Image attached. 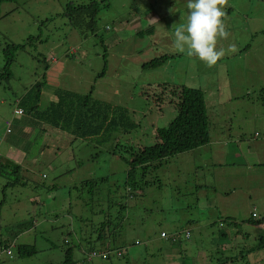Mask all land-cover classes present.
I'll list each match as a JSON object with an SVG mask.
<instances>
[{
    "label": "rangeland",
    "instance_id": "374dc122",
    "mask_svg": "<svg viewBox=\"0 0 264 264\" xmlns=\"http://www.w3.org/2000/svg\"><path fill=\"white\" fill-rule=\"evenodd\" d=\"M70 2L90 0H0V72L6 42L42 36L18 53L13 79L0 85V164L11 166L0 171L1 261L62 264L70 246L79 264H264V249L249 250L264 235V0H227L229 35L217 42L225 55L213 67L174 46L175 29L187 23L188 0H109L98 17V36L62 18L47 24ZM166 55L171 58L163 66L144 68ZM44 77L41 109L60 90L91 94L126 111L130 126L101 141L44 125L45 132H32L31 144L22 141L26 151L11 145L12 137H24L29 120L14 113ZM167 86L205 92L212 140L144 179L137 171L140 184L128 185L126 150L153 145L157 129L177 116V98ZM154 177L149 186L141 183ZM103 178L108 181L95 196L82 186ZM105 220L114 226L97 242ZM24 224L28 229L14 238ZM7 241L12 259L4 251ZM22 245L38 253L22 259ZM91 247L101 256L87 262Z\"/></svg>",
    "mask_w": 264,
    "mask_h": 264
},
{
    "label": "trees",
    "instance_id": "16d2710c",
    "mask_svg": "<svg viewBox=\"0 0 264 264\" xmlns=\"http://www.w3.org/2000/svg\"><path fill=\"white\" fill-rule=\"evenodd\" d=\"M108 7L109 0H90L86 5H76L73 2H70L65 6L62 14H57L52 20L50 19L46 22L49 24L58 18H62L67 20L70 26L82 31L84 35L93 33L98 36V17L100 13ZM145 31L148 32L147 34H150L153 32V27H149ZM145 31L139 32L138 35H142ZM40 40H42V36L39 35L30 36L23 44L6 42V45L2 50L5 65L0 72V85L7 84L13 79L12 67L17 61L18 53L26 51L36 42H40ZM169 58L171 57L166 55L154 59L150 63L145 64L144 68L155 69L161 67L169 60ZM44 64L47 70L49 64H47L46 60H44ZM43 80L36 84V86L33 87V89L29 91L20 102V108L23 109L22 115H27L29 117L28 123L24 127V137H12L8 140L11 145L18 147L20 150L26 151L25 145L22 144V141L31 144L30 141L33 137H36V133L33 136L34 131L38 129V132L42 133L43 129L41 127L44 125L68 132L75 138L89 139L93 136H99L101 141L109 140V136H111L109 133L114 129L119 127L127 129L130 126V117L127 116L126 111L113 107L110 104L108 105L94 101L91 94L81 96L75 92L60 90L56 92V100L50 101L46 108L41 109V98L47 87L46 77H44ZM165 88L172 89V94L177 98V116L167 127L157 129L156 141L153 145L138 149L130 147L126 150L131 156L126 182L128 185L133 184L137 186L140 184L135 181L137 171H141V177L144 179L149 173H152L154 170H159L168 159L206 148L212 140L210 130L211 121L205 92L201 89L190 88L187 86L176 88H170V86H167ZM262 95L264 97V89L262 90ZM119 147L120 145L118 148ZM10 167L11 166L0 164V171ZM19 167L21 166L17 164L13 170V173L17 175V181H20L18 177L20 174ZM154 179L155 177L153 178V181L148 179L141 181V183L144 186H149L150 184L155 183ZM107 181L108 178H103L99 181L91 179L84 181L82 186L83 188L89 187L90 193L95 196L99 185L104 184ZM157 181L160 182L159 179ZM101 192L102 191L100 190V193ZM126 209L125 205L121 206L122 216L126 212ZM256 217H258L257 214L255 217L253 216V218ZM262 223H264V219L259 222L260 225ZM109 226L114 225L108 220L100 223V226H98L99 236L97 242H102L104 238L103 236H105L106 230ZM222 226L223 225H221V227ZM28 227V224L18 227L19 229L14 232V238H16L23 230L28 229ZM187 237H189V234ZM258 241L259 243L249 250H256L258 247L259 249H264V235L260 236ZM91 242V240H88L89 245ZM7 244L8 243L5 242L4 251L8 248H12L6 246ZM83 252L86 253V250ZM17 253L20 258L26 259L35 256L38 251L35 246L22 245L17 246ZM112 253L115 254L116 252L110 251L108 255H111ZM88 255L87 262H90L89 258L93 259L95 256H100L94 247H91ZM116 255L119 258H123L124 256L121 251L117 252ZM105 259H108L107 254ZM62 264H79V261L75 257L74 247L69 246L65 250L64 261Z\"/></svg>",
    "mask_w": 264,
    "mask_h": 264
},
{
    "label": "clouds",
    "instance_id": "9594fccd",
    "mask_svg": "<svg viewBox=\"0 0 264 264\" xmlns=\"http://www.w3.org/2000/svg\"><path fill=\"white\" fill-rule=\"evenodd\" d=\"M226 2L188 0L187 23L174 31V46L179 53L196 57L208 67L218 64L225 52L217 48V42L229 35L224 19L227 15L224 10ZM18 110L23 109L19 107Z\"/></svg>",
    "mask_w": 264,
    "mask_h": 264
},
{
    "label": "built area",
    "instance_id": "2783aa9c",
    "mask_svg": "<svg viewBox=\"0 0 264 264\" xmlns=\"http://www.w3.org/2000/svg\"><path fill=\"white\" fill-rule=\"evenodd\" d=\"M22 113V110H17L15 111V115L18 116L19 114ZM8 126H11V123H8ZM11 130H8V133H10ZM253 216L255 217L256 214H253ZM161 237H166V235L164 233H162ZM6 256L10 257L11 259L13 258V251L12 248H8L5 251ZM0 264H3V262L0 260Z\"/></svg>",
    "mask_w": 264,
    "mask_h": 264
},
{
    "label": "crops",
    "instance_id": "0c3cea01",
    "mask_svg": "<svg viewBox=\"0 0 264 264\" xmlns=\"http://www.w3.org/2000/svg\"><path fill=\"white\" fill-rule=\"evenodd\" d=\"M23 157V156H22ZM253 167V166H252ZM252 167H249V168H247V170H251L252 169ZM252 170H254V169H252ZM12 230H9L8 232H11ZM11 241H13V239L11 240ZM6 243H9V241H7ZM3 264H5V262H3Z\"/></svg>",
    "mask_w": 264,
    "mask_h": 264
},
{
    "label": "bare ground",
    "instance_id": "6f19581e",
    "mask_svg": "<svg viewBox=\"0 0 264 264\" xmlns=\"http://www.w3.org/2000/svg\"><path fill=\"white\" fill-rule=\"evenodd\" d=\"M21 114H23V110H22V113Z\"/></svg>",
    "mask_w": 264,
    "mask_h": 264
}]
</instances>
